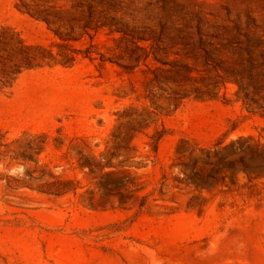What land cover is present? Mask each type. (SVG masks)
I'll return each mask as SVG.
<instances>
[{
	"label": "rangeland",
	"instance_id": "1",
	"mask_svg": "<svg viewBox=\"0 0 264 264\" xmlns=\"http://www.w3.org/2000/svg\"><path fill=\"white\" fill-rule=\"evenodd\" d=\"M22 1L75 40L0 0V264H264V0Z\"/></svg>",
	"mask_w": 264,
	"mask_h": 264
},
{
	"label": "trees",
	"instance_id": "2",
	"mask_svg": "<svg viewBox=\"0 0 264 264\" xmlns=\"http://www.w3.org/2000/svg\"><path fill=\"white\" fill-rule=\"evenodd\" d=\"M33 1V0H32ZM48 4H52V2H47ZM15 9H17L19 12L28 15L31 19H33L34 21L37 22H42L44 23L47 28L49 30H51L56 37L59 38L60 40V46H65L68 44L69 41H73L75 40V38H71L68 35L67 31H60V29L58 28V23H57V28H54V26L56 25V22H59V18L55 16V14H58L61 12L62 7L58 6V5H52L51 7L53 8V12L54 14H51L49 12L46 11V9H43L41 7H39L37 4H33L31 6L24 4L22 0H18V3L14 4ZM5 30H11L10 28H5ZM16 34V33H15ZM17 36V43L19 45L20 50L22 51L21 53H23V59H22V65H24L26 68L30 67V65L28 64L30 61H34L36 62L37 65H40L41 62L45 61L46 59H53L52 57V53L51 51L43 45H27L25 44L20 38L19 36L16 34ZM2 44H4V42H1ZM254 42H251V40H249V38L246 39V47H245V52H246V61H247V65H248V69L246 71V75L245 76H240V81L237 82L238 88H239V92L238 93H242L243 94V101L244 103L247 102H253L254 100H252V98H250L247 95V92L249 90L251 91H255L256 90V86L253 82V60L251 57V47H253L254 45L257 44H253ZM34 51H39L40 54H29L30 52H34ZM41 53H45L47 54V56H45L44 54ZM40 61V62H38ZM76 62V57L73 54H69L66 55V57L64 58V62L63 65H65L66 67H72ZM15 68V72H13L14 74H19L20 71L22 70L21 66H14ZM10 74V72H6V70L1 69L0 70V75L2 76H8ZM244 80L246 81V83H244ZM262 108V107H261ZM88 167L89 164H87ZM67 190L66 189H62V188H56L54 191H52L51 193H54L55 195H60L65 193Z\"/></svg>",
	"mask_w": 264,
	"mask_h": 264
},
{
	"label": "crops",
	"instance_id": "3",
	"mask_svg": "<svg viewBox=\"0 0 264 264\" xmlns=\"http://www.w3.org/2000/svg\"><path fill=\"white\" fill-rule=\"evenodd\" d=\"M2 94L0 93V103H2V102H4V100L2 99ZM12 103H13V97L11 96V97H9V98H7L6 99V101H5V104H6V106H7V108H9L10 106H12ZM8 110V109H7ZM1 129H6V126L5 125H2L1 127H0Z\"/></svg>",
	"mask_w": 264,
	"mask_h": 264
}]
</instances>
